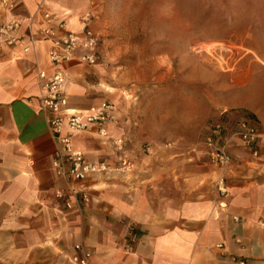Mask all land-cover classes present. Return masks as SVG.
I'll return each mask as SVG.
<instances>
[{
  "label": "crops",
  "instance_id": "crops-1",
  "mask_svg": "<svg viewBox=\"0 0 264 264\" xmlns=\"http://www.w3.org/2000/svg\"><path fill=\"white\" fill-rule=\"evenodd\" d=\"M74 10L69 0H0V26L18 20L19 32L27 33L31 22L35 33L44 13L68 12V28L79 31ZM100 47L91 67L99 64ZM48 49L42 43L23 54L0 45V264H73L79 243L92 253L91 264H264V139L256 157L234 142L230 166H208L213 179H225V194L214 186L189 195L181 184L174 195L180 188L172 157L145 153L118 120L106 139L93 128L72 139L88 161L104 165L99 171L82 182L57 175L58 143L39 103L45 81L38 72L53 71ZM85 66L71 61L58 68L70 109L109 102L93 96ZM246 110L248 117L227 114L245 116L264 133V104ZM71 191L87 200L78 205Z\"/></svg>",
  "mask_w": 264,
  "mask_h": 264
},
{
  "label": "rangeland",
  "instance_id": "rangeland-1",
  "mask_svg": "<svg viewBox=\"0 0 264 264\" xmlns=\"http://www.w3.org/2000/svg\"><path fill=\"white\" fill-rule=\"evenodd\" d=\"M69 5L78 15L88 8L100 36L99 64L84 67L93 96L114 106V122L145 153L172 157L177 187L184 184L189 195L200 189L211 193L217 178L208 175L212 165L202 144L210 125L227 121L234 127L243 117L256 127L245 116L227 113L248 117L247 105L264 104V0H69ZM212 43L225 46L224 55H204Z\"/></svg>",
  "mask_w": 264,
  "mask_h": 264
},
{
  "label": "built area",
  "instance_id": "built-area-1",
  "mask_svg": "<svg viewBox=\"0 0 264 264\" xmlns=\"http://www.w3.org/2000/svg\"><path fill=\"white\" fill-rule=\"evenodd\" d=\"M68 12L44 13L43 23L34 33L31 22L27 33H20L21 22L11 20L0 26V45L18 47L23 54H28L37 44L47 43L48 62L53 71L47 75L45 71L38 72V78L44 80L39 103L47 115L50 132L58 143V149L52 161L57 175L68 177L77 182L85 181L90 173L99 171L103 164L96 165L86 158L81 149L73 147L72 139L76 133L87 129H95L100 138L108 137V126L115 120V108L110 102H103L86 110H76L67 107L64 96L67 79L58 69L59 66L71 61L92 66L97 62L100 36L89 28L91 13L89 10L80 15V29L73 31L68 28ZM80 55L76 56L77 52ZM235 126L228 122H215L210 125L202 144L206 150L209 163L217 169L230 166L232 156L230 149L232 141L238 140L241 145L250 149L257 156V146L264 139V133L251 126L245 119L238 120ZM220 194L226 193L224 178L216 182ZM79 205L87 197L84 193L71 191ZM81 194V195H80ZM67 207H70L67 204ZM75 254L70 257L73 264H91L92 253L82 244L75 246ZM239 264H245L240 262Z\"/></svg>",
  "mask_w": 264,
  "mask_h": 264
},
{
  "label": "bare ground",
  "instance_id": "bare-ground-1",
  "mask_svg": "<svg viewBox=\"0 0 264 264\" xmlns=\"http://www.w3.org/2000/svg\"><path fill=\"white\" fill-rule=\"evenodd\" d=\"M225 51H226V47L223 46L222 44L212 43V44H208V46L204 48V55H208V54L210 55L211 53H214L216 55L221 56V55H224Z\"/></svg>",
  "mask_w": 264,
  "mask_h": 264
}]
</instances>
